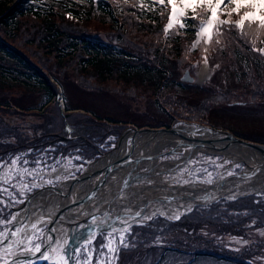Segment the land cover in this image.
<instances>
[{
  "label": "rangeland",
  "instance_id": "rangeland-1",
  "mask_svg": "<svg viewBox=\"0 0 264 264\" xmlns=\"http://www.w3.org/2000/svg\"><path fill=\"white\" fill-rule=\"evenodd\" d=\"M226 5L227 0H225L224 4L220 5L217 10V15L219 19L230 20L232 23L214 26L212 39L215 34L217 35L222 31V27L233 26L236 30H241L235 26L234 22L240 19L243 12L241 11L240 14L233 13L231 17H229L227 15ZM177 9L179 10V5H177ZM198 10H201V7H197L195 11ZM171 12L172 6L170 14ZM188 13H193L191 8L185 9L183 16H187ZM253 13L255 17L253 22H258L262 14L260 7L257 6V8L253 10ZM183 16H178L168 29L178 27ZM247 21L248 20H245V22ZM168 23L169 19L167 21V26ZM33 24L38 25L39 23L35 21ZM65 24V26L68 27L69 23ZM201 24L198 26L195 39L193 42L191 41L192 45L189 50L191 55H182V60H178L177 58L166 60L167 64L165 66L168 68L167 77L169 78H167L168 80L165 88H167L166 90L170 93L173 92L185 98V100L191 104L190 106H201L205 111L208 109L210 111L209 121L211 124H208L207 121L204 123L182 119L184 117H192V113L186 111V109L183 112L177 113L175 111L176 109L169 106L171 99L167 98L169 100H165L164 93L162 94L161 92H159L160 97H158L156 92L155 94L153 90H150L146 86V88L132 92L133 90L128 88V86L123 84L117 86L115 83H105L103 89L98 88L97 80L93 79H90L89 83L87 81L88 86L82 85L79 80L66 82L67 86L72 83L75 88L71 87L69 91H63L61 94L63 99L59 98V103L61 105L63 104L65 107L70 106L72 108H84L94 112L100 117H110L117 121L116 123L109 124L108 127L105 128V130H107L105 132L106 139L99 147L101 152L99 158L110 152L117 145L119 137L128 127L133 126L139 129L145 127H165L155 125L170 120L174 122L175 120L173 119H176V122L172 124V126L179 123H184V125H196V123H199L215 128L241 132L249 140L254 142L260 140L263 141L264 144V84L261 82L259 85L250 84V78H245L242 72L240 73L236 70L237 65L234 66L235 64L231 63L228 59L225 61L223 50L226 49L219 44L221 41L211 42L208 41L207 37L198 35ZM257 24L259 25V23ZM72 26L75 27L76 25L72 24ZM258 27H260V25ZM86 28H88L87 31H92L89 34L101 38H104L109 31L107 26L99 23L90 24L83 22L80 26H77L78 30ZM220 28L221 30L219 31ZM253 30L255 33L259 31L257 33L261 35L260 43L258 45L253 44L257 39L252 42L251 33V41L250 38H247V44H251L255 49L264 48L263 28L256 30L255 27ZM75 33L78 32L75 31ZM232 41H236V39ZM37 48L35 47V49ZM23 49L26 53H29L26 46ZM255 52L262 55L259 51ZM260 55H258L260 58L256 57L257 60L254 61L256 64V74H260V77L264 78V73H261L262 70L258 69V67H261L263 64ZM205 57L207 58V63H205ZM33 60L35 62L37 61L36 58ZM150 65H152V63ZM186 71H189V75L194 78L192 82L182 80ZM246 71L249 76L248 69ZM253 93L255 95L258 93L256 99H254L256 96H254ZM14 96L16 99L9 100L13 108L11 110H0V133L4 132V138L14 141L17 135L24 134L25 136L34 137L45 133L47 130L46 126H49L45 115H43L46 111L42 112V110L39 111L37 108L46 101V98L36 92L35 94L32 92H17ZM8 97V95H5L3 99H7ZM157 100H159V102ZM12 101H14L13 105ZM15 104L19 105V108L29 107L30 109H34V114L15 113V109L19 110V108H15ZM161 104L171 109V111H164L165 109ZM49 109H51V107ZM77 110L79 109H75V111ZM167 111L171 112V116L166 114ZM179 115L183 117L179 118ZM11 129L14 131H9ZM66 129L68 133L72 132L69 126ZM119 131L120 135L115 134V132L118 133ZM70 136L71 135H68V137ZM163 136L169 135L164 134ZM175 138L177 139L179 137L176 136ZM153 142L154 141H150L148 144L151 145ZM59 144H61V142L47 147H28L16 152L12 156L0 159L5 165L17 157L20 158L21 162L25 160L28 161L26 165L20 164L19 175L12 181L16 187L11 188L9 185H4V187L8 188V192L0 194V200L4 201L0 203V215L6 212L10 204L16 208L24 203L25 200L39 188L46 185L58 186L61 184L63 186L67 180L86 173L90 165L97 160L86 158L79 152V149H72L68 152H64V149L58 148L57 145ZM173 148H175L173 144L165 146L157 157L159 161H174L185 156L182 148H178L177 152L166 153ZM251 157L255 158L256 154L253 153ZM258 157H260L263 162V158L260 155ZM37 162L40 163L37 164ZM250 164L251 163L246 160L240 158L237 160L235 157L227 156L222 151L198 150L187 156L183 163L176 167L174 171L169 172L168 170L161 171V169H158L156 172H158L157 174H161V178L165 183L186 184L184 181H211L210 183H212L223 174L227 176L241 172L247 174L245 171ZM252 164H255V161H253ZM137 166L142 167L143 170H148L149 168L145 161L139 163ZM260 166L256 167L252 175L246 176L245 181L250 182L252 179L259 177L264 178V174L262 173L264 169H260ZM24 169H27L28 172H32L33 174L31 176L27 175ZM6 171V168H0V174ZM229 173H231V175H229ZM21 176L23 179L20 178ZM113 180H115V178L111 177L109 181L111 182ZM155 180L154 178L138 180L137 183L153 184ZM49 181L51 183H49ZM259 183L258 190L253 189L245 194L232 197L222 196L214 201L195 205L191 209L185 211L178 219L176 218L178 216L169 218L158 213L142 222L133 224L123 231L112 230L111 228L102 229L98 233L92 234L87 244H80L79 240H77L78 243L75 249H79L80 251H73L71 257L73 259L72 264H86V261L87 264H106L109 260L111 264H187L189 260L196 256L193 248L197 245L198 247L214 245L217 248L221 247L223 249L233 250L236 254H248V259L246 257L244 259L247 260L249 264H264V222H261V220L251 219L247 221L244 225L239 227V230H242V227H244L242 233L239 234H222L215 230V226L208 225H204L196 232H189L185 228L177 229L171 226L172 222H178L181 217L192 212L194 209L199 207L208 209L221 201L238 202L242 199L254 197L255 199H252L256 202L255 205L260 207L261 203L264 202L262 200L264 199V181L261 180ZM24 184H27L28 187L31 188V191L27 188H23ZM33 185L36 186L33 187ZM21 192L23 193L22 195ZM9 193H11L16 200L22 202H14ZM166 202H171V200H166ZM12 209L13 212L10 219L1 218L4 224L0 225V231H3L5 227L13 228L12 224L18 220L22 210ZM114 211L113 209H109L104 211L101 215H106V212L114 213ZM223 211L224 209L220 208L216 213L220 214ZM13 216L16 217V220L12 221V224H9L8 222L12 220ZM90 221H92V219L74 223L71 227H76L81 230L85 225H90ZM71 223L73 222L71 221ZM46 227L47 225H44L41 231L35 234L33 243L29 244L30 248L34 249L36 243L42 244L43 232ZM121 236H123V243H121ZM186 244L192 248L191 252L185 247ZM109 246L113 249H118V252L109 253L107 250ZM89 252L92 253L90 259L87 258V253ZM194 264L228 263L216 258L208 259L207 257H203Z\"/></svg>",
  "mask_w": 264,
  "mask_h": 264
},
{
  "label": "trees",
  "instance_id": "trees-1",
  "mask_svg": "<svg viewBox=\"0 0 264 264\" xmlns=\"http://www.w3.org/2000/svg\"><path fill=\"white\" fill-rule=\"evenodd\" d=\"M170 11L171 5L165 7L159 0H0V110L13 108L9 100L16 99L14 94L17 92H36L46 98L37 110L46 111L43 115L49 125L45 133L34 137L17 135L14 141L4 138V132L0 133V159L28 147H47L57 142H61L57 146L64 152L79 149L90 160L100 157L99 147L106 139L105 128L117 121L100 117L84 108L61 105L59 98L63 99V91L75 88L72 83L66 84L72 80H79L86 86L90 79L97 80V87L102 89L105 83H115L117 86L123 84L132 92L147 87L156 92L158 97L161 92L165 100L171 99L169 106L176 109L177 113L185 109L192 113V117L182 119L211 124L208 109L205 111L201 106H190L185 98L165 88L169 78L166 60H182V55H191V41L195 39L198 26L208 19L210 13L204 8L195 11V14L188 13L181 18L178 27L165 31ZM35 21L39 24L34 25ZM83 22L105 25L109 31L104 38L95 37L89 34L92 31H87L88 28L81 31L77 29ZM65 23H69L68 27ZM71 23L76 26L73 27ZM257 23L245 22L241 32L233 26L222 27V31L215 34L212 40L221 41L219 44L226 49L223 50L225 61L228 59L234 66L237 65L236 70L242 72L245 78H250L252 85L264 84V78L256 74L254 62L260 54L246 42L247 38L251 41L252 33V42L257 39L253 44L260 43L259 31L255 33L253 30L255 27L256 30L261 29ZM234 39L236 41H232ZM25 46L29 53L23 49ZM260 56L263 64L258 69L264 73V54ZM5 95L10 98L3 99ZM253 95L256 99L258 93ZM15 105V108H19V105ZM162 107L164 111H171L164 105ZM17 110L14 112L34 114V109L29 107ZM168 111L166 114L171 116ZM173 120L155 126L169 128L176 122V119ZM68 126L71 133L66 129ZM231 131L249 140L241 132ZM119 133L115 132L117 135ZM252 198L255 199L249 197L238 202L221 201L208 209L196 208L178 222H172L171 226L196 232L208 225L215 226V230L222 234L242 233L244 227L242 230L239 227L247 221L258 219L264 222V202L257 207ZM220 208L224 211L217 214ZM12 212L10 204L6 212L0 215V220L10 219ZM185 247L189 252L192 251L189 245ZM208 247L195 246L193 250L196 256L187 264H194L203 257L216 258L228 264H249L244 259H248V254H236L233 250L214 245Z\"/></svg>",
  "mask_w": 264,
  "mask_h": 264
},
{
  "label": "bare ground",
  "instance_id": "bare-ground-1",
  "mask_svg": "<svg viewBox=\"0 0 264 264\" xmlns=\"http://www.w3.org/2000/svg\"><path fill=\"white\" fill-rule=\"evenodd\" d=\"M178 125L183 133H185L186 130H193L198 136H211L210 131L205 127L184 125V123H179ZM131 133L132 132L129 131L126 132L122 142L97 162L91 164L87 172H92L121 156L127 149L128 140L132 136ZM157 137H154L155 139L152 140L154 142L151 145L147 143V137H139L134 144V149H132V158L142 155L143 152L146 159L139 163L145 161L149 166L148 170H143L142 167L137 166L139 163L135 164V162H133L111 172L106 177L105 182H102V184L96 188L94 195L90 199L86 196H88L87 194L100 182L102 175L93 177L87 180V182L83 181L82 183L76 184V187L72 190V196L60 197L56 192L47 190L32 198L29 204L30 215L28 219L25 221L23 220L24 210L21 211L18 217V226L25 225V231L19 238L24 239L26 236L33 235V230L30 227L32 223L38 222V232H40L42 227L49 222L50 217L56 214L61 205H69L71 207L72 203L70 201L72 199H75V201L82 200L81 204L71 207L58 222L57 241L60 244H64V242L67 241L64 247L69 257L70 252L68 251H70L71 238L78 235L77 239L79 243L87 244L90 236L98 230L111 228L112 230L123 231L133 224L142 222L158 213L169 218H175V216L180 217L185 211L197 204L208 203L222 196L232 197L245 194L253 189L258 190L259 181H264V178L259 177L248 182L245 181L246 179L243 176L230 178L226 174H223L212 183L205 181H191L186 184L165 183L161 178V174H157L158 172L156 171L158 169H161V171H174L190 154L198 150H213L209 147H199L190 151L187 146H184L183 151L185 156L183 158L174 161L160 162L157 158V154L162 152L165 146L171 144L176 146L175 144H178V140L175 138L176 136L173 135H159ZM222 152L227 156L235 157L237 160L240 158L250 162L251 164L245 173L254 172L257 167L256 162L261 161L260 157H258L260 154L257 153L256 157L252 158L253 151L244 150L236 146ZM253 161H255V164H252ZM258 166H260V164H258ZM262 173L264 174V171H262ZM111 177H114L115 180L110 182L109 180ZM152 178L156 179L153 184L144 183V185L137 183L138 180ZM70 184L71 180H67L66 183L63 184L62 188L65 189V192L68 190ZM166 200H171V202L167 203ZM109 209L115 210L114 213L106 212V215H101L104 211ZM91 219V224L85 225L81 230L76 227H71L74 223ZM71 221L73 223H71ZM26 246L29 247V244ZM20 247L23 246L17 247L15 249L16 253L20 252Z\"/></svg>",
  "mask_w": 264,
  "mask_h": 264
},
{
  "label": "water",
  "instance_id": "water-1",
  "mask_svg": "<svg viewBox=\"0 0 264 264\" xmlns=\"http://www.w3.org/2000/svg\"><path fill=\"white\" fill-rule=\"evenodd\" d=\"M183 81H188V82H192L194 80V78L192 76L189 75V71H186L185 74L182 77ZM197 126H202L207 128L210 133L211 136H198L197 134L194 133L193 130H186L185 133H183L182 129L179 128L178 124L172 126L171 128H167V127H159V128H153V127H145V128H135V127H128L123 133L122 135L119 137V140L117 142L118 146L122 140L123 137L125 135L126 132H132V136L130 137V139L128 140V144H127V149L126 151L119 157H117L116 159H114L111 163H107L104 166H101L100 168L93 170L92 172H86L84 174H81L79 176H76L74 178H71V184L68 188V190L65 192V189L62 188V185L59 184L58 186L55 185H47L44 186L38 190H36L35 192H33L26 200L24 203H22L21 205H19L18 207H16L15 209H21L24 210V217L23 220H27L30 214V208H29V204L31 202V199L36 197L38 194H41L44 191L47 190H51L53 192H56L59 196H72V190L74 187H76L75 185L78 183H82L83 181L92 179L93 177H97L99 175H102V178L100 180V182L92 189V191L90 193H88L86 196L88 199H90L93 195H94V191L96 190V188L98 186H100L102 184V182H105L106 177L111 173L114 172L122 167H125L126 165L135 162V164H138L140 161L146 159L143 155H138L135 158L131 157L132 154V149H134V144L137 141V139L139 137L141 138H146L147 137V143H149L150 141L154 140V137H157L159 135H173V136H178L179 138H177L178 140V144H175V148H173L170 151H167L166 153H172V152H177L178 148H182L184 146H187L189 148L190 151H193L196 148H201V147H209L211 150H216V151H226L227 149L231 148V147H239L242 148L244 150H248V151H253V153L255 154H260V156L263 158V162L260 161L259 163L257 162V166L258 164H260V169H264V144L261 143H257V142H253V141H249L246 140L244 138H241L239 136L234 135L231 131L229 130H223V129H218L215 127H211V126H207V125H203V124H199L196 123ZM158 138V137H157ZM116 146L113 148L115 149ZM161 153V152H160ZM157 154V156L160 155ZM103 157V156H102ZM101 157V158H102ZM100 159V158H99ZM99 159H97L95 162H97ZM261 160V159H260ZM255 172V171H254ZM252 173H235L234 175L228 176L230 178L232 177H239V176H243L246 177L248 175H251ZM75 199H72L70 202L72 203L73 207L74 205H78L82 203V200H78L75 201ZM203 204V203H200ZM198 205V204H197ZM71 207L69 205H61V207L58 209V211L56 212V214L53 217H50L49 222L46 224L47 227L45 229V231L43 232V238H42V249L41 252H35V251H31V252H18L16 253V255L14 257L10 256L8 259L9 261H11V259H17L19 261V264L24 263V262H28V264H49V263H54V261H52V259H48L45 260L44 258H42V253L44 251H46L48 249V241H47V237L49 235H51L54 238V242H53V247H55L54 245L56 244L55 241H57V227H58V222L60 221V219H62V217L71 209ZM18 220L16 222H14L12 224L13 228L14 226H18ZM12 228V229H13ZM101 230L96 231L95 233H98ZM87 233V232H86ZM85 233V234H86ZM94 233V234H95ZM83 234V235H85ZM81 235V236H83ZM79 236V235H78ZM73 237L71 238L70 241V264H72L73 259L72 257V253L76 247V244L78 243V239L77 237ZM67 252V253H68ZM51 255V253H50Z\"/></svg>",
  "mask_w": 264,
  "mask_h": 264
},
{
  "label": "snow or ice",
  "instance_id": "snow-or-ice-1",
  "mask_svg": "<svg viewBox=\"0 0 264 264\" xmlns=\"http://www.w3.org/2000/svg\"><path fill=\"white\" fill-rule=\"evenodd\" d=\"M159 3L161 5H164L165 7H167L168 5L172 6V12L169 16V23L165 28V31H167L168 28L172 26L173 21L178 16H183L185 9L188 8H191L194 14L197 7L204 8L208 13H211L208 19L201 24L200 30L198 32V35L207 37L208 41H211L212 39L214 26L232 23L230 20L219 19L217 15V10L219 9L220 5L225 3V0H159ZM177 5H179V10L177 9ZM257 6L260 7L262 13L258 22L260 27L264 28V0H227V15L231 17L233 13L240 14L241 11L243 12V15L240 16V19L234 22L235 26L242 31L245 20H248L250 22L254 21L255 17L253 10L256 9ZM193 18H195V15ZM253 50L259 51L261 54H264V48H254ZM205 63H207L206 57ZM21 163L26 165L28 161L25 160L21 162L19 157L12 159L7 165H5L4 162L0 161V168L7 169L6 172L0 174V194L8 192V188L4 187V185H9L11 188L16 187V185L12 183V181L19 175V166ZM39 163L40 162H37V164ZM24 171L29 176L33 174L32 172H28L27 169H24ZM229 175H231V173H229ZM20 178L23 179L22 176ZM184 182L187 183L188 181ZM208 182L210 183L211 181ZM49 183L51 182L49 181ZM35 186L36 185H33V187ZM23 188H27L29 191H31V188H29L27 184H24ZM22 194L23 193L21 192V195ZM9 195L12 196L11 193H9ZM12 199L16 203L22 202L16 200L14 196H12ZM3 202V200H0V203ZM176 218L178 219L179 217ZM15 220L16 217L13 216L12 220L8 223L12 224V221ZM3 224L4 221L0 220V225ZM30 227L33 230V235L26 236L24 239H21L19 237L22 233H24L25 225L14 226V230L12 228L5 227L3 231H0V264H19V261L17 259H11V261H9L8 259V257H14L16 255L15 249L19 246H23L20 247L21 252H31L33 250L38 253L41 252V243H36L34 249L26 246L27 244L33 243L35 234L39 231L38 222L32 223ZM47 241L48 249L42 253V258H44L45 260L52 259L54 261V264H69V257L66 254L67 250L64 247V244H66L67 241H65L64 244H60L58 241H55V247H53L54 238L51 235L47 237ZM121 243H123V236H121ZM107 250L109 253L118 252V249H113L111 246H109ZM74 251L78 252L80 250L75 249ZM91 256V252L87 253L88 259H90ZM106 264H111V261H107Z\"/></svg>",
  "mask_w": 264,
  "mask_h": 264
}]
</instances>
